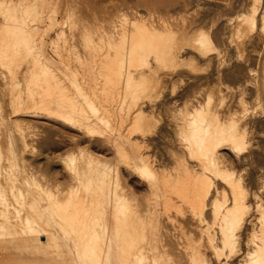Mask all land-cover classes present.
Segmentation results:
<instances>
[{
  "label": "bare ground",
  "instance_id": "bare-ground-1",
  "mask_svg": "<svg viewBox=\"0 0 264 264\" xmlns=\"http://www.w3.org/2000/svg\"><path fill=\"white\" fill-rule=\"evenodd\" d=\"M26 1L0 0V69L9 70L0 93V264H264V80L249 67L263 65L254 33H264V0L235 17L201 13L196 0L184 1L198 8L180 19L118 14L95 31L82 26L79 41L60 32L51 55ZM214 25L237 58L247 51L228 101L198 72L226 74ZM178 82L190 90L179 94ZM53 129L70 131L77 147L57 157L55 178L27 160Z\"/></svg>",
  "mask_w": 264,
  "mask_h": 264
},
{
  "label": "rangeland",
  "instance_id": "rangeland-1",
  "mask_svg": "<svg viewBox=\"0 0 264 264\" xmlns=\"http://www.w3.org/2000/svg\"><path fill=\"white\" fill-rule=\"evenodd\" d=\"M184 1H186V0H28L26 2H30L31 4L34 3L33 5H35V9H36L34 12V18L36 17V19H39L38 20L39 22L43 21V24L37 23L38 21H36V23L33 22L32 24H34V23L39 24L38 28L36 29V32L38 34H41L43 32L42 34H45V38L48 37V38H46L47 45L45 44V49H46L47 53L51 55L52 54V51H51L52 46H53V48L57 49V47H55V46L59 45V47H60L63 44V40L60 39V37L62 35L59 37V35L61 34L60 32H64L65 36H68V34H69L72 37H74V39H76V41H79V39H77V38L81 37V34L79 35V33H82V28L84 26L87 27V29L90 31H95L98 28V26H100L101 24L104 25L106 20L111 19L112 16L115 17V15H118V14H125L127 16V18H129V19L142 18V17L143 18L144 17L150 18L151 16L153 19L158 18V17H165V18H169V19L170 18L171 19H180L181 17L187 16L188 15L187 12H189V10L192 9L190 7L194 6V5H192V6L189 5L190 7L188 6V8H186L185 7L186 4ZM258 2H260V4ZM37 4H38V6H37ZM195 4L196 5L198 4L199 11H201V13L213 12V13L225 15L227 17H235V16L239 15L240 13L241 14L245 13V12L248 13L253 5L255 7L256 6L258 7V4H259V8H261L262 1L261 0H196ZM45 5H46V7H45ZM196 5L194 7L197 9L198 7H196ZM237 5H239V6H237ZM47 8H49V9H47ZM42 12L44 13L43 15H41ZM47 12H48V14H47ZM37 14H39V15H37ZM45 15L49 16V17L51 16L53 19L55 18L54 24H53L54 27L52 25L51 29L48 26L50 18L46 17ZM138 15H139V17H137ZM39 16H40V18L43 17L42 21L39 18ZM44 18H45V20H44ZM149 18H147V19H149ZM2 19H3L2 16H0V24L3 22ZM100 19H103V20H100ZM71 20H72V22H71ZM42 25H44L45 27ZM217 26L218 25H216V26L214 25L213 26L214 28L212 27L211 30L217 32L216 33V40L217 41L215 40V42L219 43L217 46V55H221L220 57L224 61L225 66L223 65L222 70L226 73L225 74L226 77L223 76V79L222 78L216 79L215 78L216 75L213 73L214 72L213 68L206 66V65H202L201 69H199L198 72L203 76H212V78L214 77V84H212L213 87H212V85L210 86V91H211L212 95L214 96V98H216V99H218V98L219 99L220 98L225 99L226 98L225 101H228L229 94L227 93V88L228 89L230 87L236 88V86H239V84L241 83V75H239V77L235 78L233 76V74H231V73H232V71L234 73L235 70H238V66L241 65L243 58H246V56H247V54H246L247 51L242 50L241 53L238 54L239 56L237 58V54H233L228 49V47L226 45L225 46L223 45L222 40L218 34L219 31L216 28ZM79 27H80L81 32H79L80 30H78ZM39 28H40V30H39ZM43 28L45 29V31H41V29L44 30ZM62 28H63V30H62ZM47 31H49V32L47 33ZM70 33H72V34H70ZM254 35L253 36L256 39L259 38L258 39L259 44L254 45V49H256V51L258 52L259 55L258 54H256V55H258L261 58L262 63L264 65V33L262 34V33L258 32L257 34L254 33ZM247 37L249 38V37H251V35H248ZM56 38L60 39V40H57ZM51 40L52 41L54 40V42L57 41L58 44H57V42L56 43L53 42L54 44L52 45ZM217 43H216V45H217ZM49 44H51V45H49ZM226 49H228V50H226ZM256 51H255V53H257ZM28 58H32L31 55H28ZM23 62H24V64H23L24 66L22 65L21 68H19V70L17 69L18 68L17 63H15L13 65L14 71H16V69L18 71V72L16 71L17 72L16 73V75H17L16 81L18 83H20L21 86L23 85V81H24V75H23L24 72L23 71H24V67L26 64V60H24ZM19 63H20V61H19ZM57 64H60V63L58 62ZM263 65L259 67V66H256L255 64H251L249 67L251 69L254 68L255 71L258 70L257 74L260 76V78H262L264 80V66ZM235 66H237L236 67L237 69L235 68ZM186 69L189 70L188 68H186ZM7 71H9V70L5 69V68L0 69V93L4 87V83H3L4 81L1 77L6 73L8 74ZM3 72H4V74H3ZM20 72H22V75H21L22 77L20 76ZM231 76H233L234 80ZM229 78H232V80ZM8 79H10V78L8 77ZM190 88H191V83L188 84V82L187 83L186 82H178L176 84V90L179 94H182V92L183 93L188 92L190 90ZM252 93H253V91H252L251 87L249 88V90L247 88L246 99L248 101H251L252 98H254V97H252V95H253ZM38 130H39V127L37 126L35 132H37ZM53 130H52V132H53ZM59 130L55 129L54 130L55 133L53 132L54 134H52V133L49 134L48 135L49 137L45 134H42L44 136H42V135L38 136L36 141H35V144H34L36 151L38 153L35 152V154H33L34 156L28 155L29 158L27 156V160L30 159L29 162H32V163L34 162L33 165L36 167V170H40L39 172L41 174H44L45 176L52 177V178H55L57 175H59V172H60V168L57 167V165H56L57 157L63 156L64 154L66 155L67 153H69L70 155L72 153V155H74L73 153H75L76 149H77V147L75 148L74 146H72L73 144H71V143L69 144L68 138L71 136V134H70L71 132L66 130V129H61L60 134H59ZM56 131H58V133ZM38 132H37V134H38ZM62 136L63 137L65 136L64 139ZM66 136L67 137L69 136V137L66 138ZM48 138H50V139L48 140ZM66 139H67V141H66ZM46 140H48V141H46ZM64 140L66 141L65 144L63 143ZM95 140L96 139H94V141ZM45 141L48 142V144ZM94 141L92 139V142H94ZM59 142L61 144L63 143V146ZM86 144H87V146H86ZM86 144L83 143L82 144L83 147H86V149H89L90 152H94L93 154L95 156H97L101 159L104 158V160H106L105 162H107L108 164L113 162L114 158H113L112 154L108 155L104 151L99 150V148H95L96 146L88 147L89 146L88 142H86ZM263 152H264V144H263ZM60 181H63V180L60 179Z\"/></svg>",
  "mask_w": 264,
  "mask_h": 264
}]
</instances>
